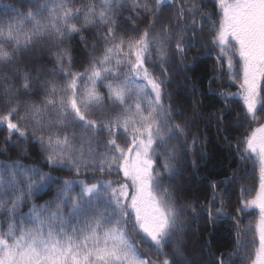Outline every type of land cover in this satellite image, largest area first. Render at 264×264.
Segmentation results:
<instances>
[{
  "label": "snow or ice",
  "instance_id": "6c2138e0",
  "mask_svg": "<svg viewBox=\"0 0 264 264\" xmlns=\"http://www.w3.org/2000/svg\"><path fill=\"white\" fill-rule=\"evenodd\" d=\"M27 3L0 13V153L37 160L0 161V264H236L250 208L251 264H264V0H214L212 12L207 0ZM207 58L213 73L198 86L188 73ZM225 67L235 93L213 87ZM209 96L208 122L239 163L201 201L185 178L207 160L190 129ZM249 163L258 190L245 200L241 187L230 215ZM226 220L230 250L214 240Z\"/></svg>",
  "mask_w": 264,
  "mask_h": 264
},
{
  "label": "trees",
  "instance_id": "16d2710c",
  "mask_svg": "<svg viewBox=\"0 0 264 264\" xmlns=\"http://www.w3.org/2000/svg\"><path fill=\"white\" fill-rule=\"evenodd\" d=\"M21 3L24 5L25 11L28 10V3L27 0H0V13L4 11L5 6H15L17 8L20 7ZM205 10L212 12L214 10V0H207V3L205 5ZM125 15H127V12H125ZM195 54V49L191 53H189V57ZM238 61V57L236 58ZM213 64L214 59L207 58L205 60H202L197 63L195 69L188 73L190 78L193 81H196L198 86H204L207 85L208 77L212 75L213 73ZM238 63H236L235 70H237ZM80 70V69H77ZM177 83H186L177 81ZM223 83L225 87V91L234 92L236 91V81H229L228 75H227V68L225 67V75L223 77V81L216 80L213 84V87L215 88L218 84ZM205 107L202 109V115L201 117L197 118L195 121V124L191 126V133L193 134H199L201 139L196 145V151L195 154L197 157L201 153L207 154V160L199 161L200 168L199 171L196 172L194 176L191 177L190 182L185 178L186 183H190V187L187 190V194L189 198L192 197H199L201 201H203L204 197L206 195L210 194V182L212 180H218L223 179L224 175L227 173H230L233 169L237 167V164L239 163L238 158L232 156V150L227 149L222 141H219L218 134L216 131V125L214 123H210L208 113L213 111L212 107V97H205ZM238 99V98H234ZM191 97H187V102L190 105ZM167 102V101H165ZM220 105L216 104V108H219ZM189 108V112H190ZM199 130V131H198ZM243 130V129H242ZM238 133L233 132V135H237ZM6 135V130L0 131V149L4 148V137ZM207 137V140L205 141L204 137ZM15 139V137H13ZM123 139V137H121ZM189 140H191V136L188 137ZM201 144H204L205 147L201 148ZM11 158L12 160L20 159L23 164L31 165L34 161L37 160V153L36 152H30L29 156L27 158H21L19 156V148L18 147H9V149L3 153H0V161L8 160ZM39 166V165H38ZM242 169H245V171H241L237 173L238 179L235 183V186L231 189V205L232 207L229 208L230 215H235V208L239 206V202L241 199V187L244 188V194L243 199L245 200H251L254 196V193L257 189V186L259 184L258 180V170H254L251 163L247 165H241ZM47 170V168H45ZM184 171L186 173H191L192 169L189 166H187ZM63 175H68L67 173H62ZM239 177H244L243 179H240ZM109 177H105V179H108ZM112 179H117L115 173L111 176ZM122 179V176L120 177ZM49 195H44L40 199L35 200V203L41 204L45 200L49 199ZM25 205L22 208V211L24 213H27L29 210V206ZM68 210L65 209V212ZM0 219H6L5 216H0ZM257 219V214L251 210L247 209L244 214L241 221L242 226L251 227L252 231L248 232L246 234L245 238V248L241 250L240 255L243 257V259L238 258L236 260V264H250L252 261V258L255 254V247L256 245H253L251 243L253 239V234L255 233V223ZM196 225L193 224V228H195ZM203 239V238H202ZM214 240L219 241L224 249L230 250L233 245L235 244V231L232 225L231 220H226L222 224L218 225L216 234L214 237ZM142 252H144L143 249H141ZM145 255H152V258L155 259L154 254H149L147 252H144Z\"/></svg>",
  "mask_w": 264,
  "mask_h": 264
},
{
  "label": "rangeland",
  "instance_id": "374dc122",
  "mask_svg": "<svg viewBox=\"0 0 264 264\" xmlns=\"http://www.w3.org/2000/svg\"><path fill=\"white\" fill-rule=\"evenodd\" d=\"M237 72H239L240 71V65H239V63H238V67H237V70H236ZM238 85H239V81L237 80L236 81V91H234L233 93H235V92H237L238 91ZM197 120V119H196ZM261 122H264V120H262ZM256 125L255 124H253L252 125V127H255ZM250 130V129H249ZM258 186H259V184H258ZM258 186H257V189H256V191H255V193H254V196H253V198L255 197V195H256V192H257V190H258ZM251 209H253V210H255V211H257L258 213H257V219H256V223H255V229H256V225H257V223H258V221H259V210L258 209H256V208H251ZM258 246V241H257V245H256V247ZM256 247H255V250H256ZM254 258H255V254H254ZM253 258V259H254Z\"/></svg>",
  "mask_w": 264,
  "mask_h": 264
}]
</instances>
